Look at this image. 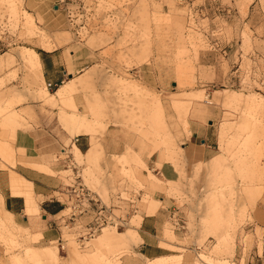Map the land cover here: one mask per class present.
Returning a JSON list of instances; mask_svg holds the SVG:
<instances>
[{
    "label": "rangeland",
    "instance_id": "rangeland-1",
    "mask_svg": "<svg viewBox=\"0 0 264 264\" xmlns=\"http://www.w3.org/2000/svg\"><path fill=\"white\" fill-rule=\"evenodd\" d=\"M56 49L65 84L76 81L61 101L39 57ZM38 114L61 126L66 189L99 201L75 221L64 212L52 242L0 212V264H150L129 248L131 227L157 210L169 256L151 264H264V0H0V169L15 165L16 131ZM89 124L94 135L79 132ZM193 126L214 158L187 174ZM82 137L91 159L76 153ZM100 216L114 223L88 237Z\"/></svg>",
    "mask_w": 264,
    "mask_h": 264
},
{
    "label": "crops",
    "instance_id": "crops-1",
    "mask_svg": "<svg viewBox=\"0 0 264 264\" xmlns=\"http://www.w3.org/2000/svg\"><path fill=\"white\" fill-rule=\"evenodd\" d=\"M42 78L45 82H51L56 93V100L61 101L63 95L69 94V85H76L75 79L67 84L66 80L71 76L67 60L60 49L39 53ZM78 70L76 66H72ZM68 91H67V90ZM67 91V92H65ZM39 111L37 106H33ZM37 122L33 121L30 130L17 129L13 146L15 148V165L7 169H0V212L3 216L11 218L18 227L33 230L38 236V242H52L61 235L59 229L61 219L66 222L69 210L70 194L61 180V172L67 171V160L61 159L66 151L61 139V126L58 121L50 122L44 115H37ZM74 124L81 125V119H74ZM90 125V126H89ZM87 128L79 132L86 136L96 133V127L89 124ZM204 134V135H203ZM198 139H200L198 143ZM208 131L201 133L198 127H191V136L184 143L186 165L185 172L192 174L193 166L209 162L214 158V147ZM77 155L87 156L89 159L95 156L94 150H89L90 139L82 137L74 144ZM108 154H123L124 144H106ZM86 154L83 152H86ZM75 161V158H73ZM173 170L168 168L167 172ZM9 172H12L10 175ZM170 179L175 177L169 176ZM166 202V201H164ZM158 213V214H157ZM62 217V218H61ZM255 226L264 230V208L258 210L255 215ZM41 218V221L39 220ZM167 220V213L158 210L153 214L140 216L137 225L131 227L135 244L129 246L131 250L137 247L140 256L138 262L149 261L153 263L168 258L167 249L160 246V238ZM136 253V254H137ZM122 264V261H121ZM125 264V263H123Z\"/></svg>",
    "mask_w": 264,
    "mask_h": 264
},
{
    "label": "built area",
    "instance_id": "built-area-1",
    "mask_svg": "<svg viewBox=\"0 0 264 264\" xmlns=\"http://www.w3.org/2000/svg\"><path fill=\"white\" fill-rule=\"evenodd\" d=\"M46 88L51 91L55 87L51 82H46ZM78 140L79 138H75L74 144L77 143ZM68 192L71 195L70 204L68 205V208L72 211L70 214L71 216L68 218V220H78L79 218H81L80 216H83L84 214L90 212L89 210H91L93 206L97 205L99 201L90 190L85 189L82 185H79L78 187L72 186L70 187V189H68ZM171 218L172 220H174V227L176 229H178V227L182 228L181 223L184 222L180 219L178 213H174ZM122 222L123 221H121L120 224H122ZM111 223H114L111 217H96L95 224L89 229L88 237L91 238L92 236H95L98 232L103 230V227L106 224ZM86 238L87 237L84 236L82 239L85 240Z\"/></svg>",
    "mask_w": 264,
    "mask_h": 264
}]
</instances>
